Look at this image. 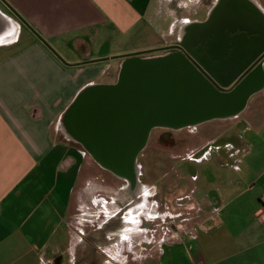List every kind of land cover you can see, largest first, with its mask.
<instances>
[{
  "label": "crops",
  "instance_id": "crops-1",
  "mask_svg": "<svg viewBox=\"0 0 264 264\" xmlns=\"http://www.w3.org/2000/svg\"><path fill=\"white\" fill-rule=\"evenodd\" d=\"M3 1L47 46L0 2L13 26L0 42V264H65L66 253L75 264L68 211L85 154L59 120L83 87L107 83L105 74L120 68L111 60L73 65L123 53L127 39L155 34V10L168 0ZM257 96L259 110L249 101L229 146L215 150L212 195H203L211 212L162 242L151 264H264V86ZM121 250L107 261L128 263Z\"/></svg>",
  "mask_w": 264,
  "mask_h": 264
},
{
  "label": "water",
  "instance_id": "water-1",
  "mask_svg": "<svg viewBox=\"0 0 264 264\" xmlns=\"http://www.w3.org/2000/svg\"><path fill=\"white\" fill-rule=\"evenodd\" d=\"M12 31L9 18L0 11V42ZM173 49L185 56L167 52L140 59ZM124 58H135L137 65L123 64L113 84L83 87L59 123L66 138L80 145L102 169L136 184V159L152 129L178 130L234 118L263 88L264 76L259 72L256 85L240 82L264 59V11L252 0H215L205 20L181 25L174 45L73 66Z\"/></svg>",
  "mask_w": 264,
  "mask_h": 264
},
{
  "label": "rangeland",
  "instance_id": "rangeland-1",
  "mask_svg": "<svg viewBox=\"0 0 264 264\" xmlns=\"http://www.w3.org/2000/svg\"><path fill=\"white\" fill-rule=\"evenodd\" d=\"M253 1L264 11V0ZM214 2L215 0H168L163 7L155 10V34L150 29L148 34H142L140 38L127 39L123 53L104 58L152 51L167 46L160 44L175 39L174 36L179 34L182 25L181 20H204ZM0 7L6 11L2 5ZM167 17H173L172 25ZM160 31L168 34L160 36ZM153 38H156L155 45L147 44V39L152 41ZM58 57L62 58L60 55ZM134 59H115L110 63L120 68ZM61 60L66 62L63 58ZM130 65L137 63L133 61ZM116 79L117 76L107 75L102 81L112 83ZM249 101H254L253 105L259 110L263 97H250L246 105ZM238 115L230 119L208 121L180 131L171 129L169 135L159 128L152 129L144 149L136 159L141 191L140 201L134 208H121L122 181L102 169L75 143L77 149L85 154L68 211L72 242L75 243V264H111L107 260L120 255L122 248L125 262L129 261L126 264H151L157 257L162 242L188 233L200 224L204 212H211V207L203 195H212L211 174L213 167L218 163L214 155L215 150L220 147L219 144L227 148L229 145L225 142L229 137L232 139L241 128L243 116L240 113ZM201 151L204 152L200 156ZM221 160L225 163L231 162L226 156H222ZM204 171L205 175L202 176ZM119 221L123 223L120 226ZM116 225L120 228L117 229ZM91 231V238L96 241L93 244L89 240L84 241L88 239L86 235ZM152 236L154 243H144ZM107 238L114 241L108 244ZM128 241L130 244L126 243ZM101 243L107 245L100 247ZM68 256L66 253L65 264H69ZM134 259H137V262L132 263L131 260Z\"/></svg>",
  "mask_w": 264,
  "mask_h": 264
},
{
  "label": "flooded vegetation",
  "instance_id": "flooded-vegetation-1",
  "mask_svg": "<svg viewBox=\"0 0 264 264\" xmlns=\"http://www.w3.org/2000/svg\"><path fill=\"white\" fill-rule=\"evenodd\" d=\"M253 1V0H252ZM254 2V1H253ZM255 3V2H254ZM256 4V3H255ZM258 5V4H257ZM213 6V5H212ZM211 6V7H212ZM259 6V5H258ZM205 20V19H204ZM203 21V20H202ZM177 42V40L176 41H174V42H172L171 44H168L167 46H170V45H174L175 43ZM167 52H175V53H178V54H181L182 56L184 55L185 56V53L184 52H182V51H179V50H177V49H173V50H169V51H164V52H156V53H153V54H147V55H143V56H140V59H144V58H149V57H152V56H155V55H161V54H165V53H167ZM264 59H263V61L259 64V65H257V66H255L254 67V69L251 71V73L249 74V75H247V76H245L242 80H241V82H240V84H242L244 81H247V83H250V82H252V85H256L257 84V82H255V79H256V75H257V72H259V74L260 75H262V76H264V73H263V71H264ZM121 68V67H120ZM119 72H120V70H119ZM119 72H118V75H119ZM256 73V74H255ZM255 74V75H254ZM107 75H111V73H110V71L109 72H107L106 74H105V76H107ZM118 75H117V79H118ZM254 76V77H253ZM249 77V78H248ZM249 79V81H248V79ZM117 79L113 82V83H115L116 81H117ZM113 83H103V84H113ZM239 84V85H240ZM249 100V99H248ZM247 100V101H248ZM189 128H192V127H186V128H182V129H178V130H175V131H180V130H183V129H189ZM159 129H161V130H164V132H167L166 134L167 135H169L170 134V132L169 131H171V129H164V128H159ZM202 152H204V151H201V154H200V156L201 155H203V153ZM200 159V158H199ZM192 160V159H191ZM107 171V170H106ZM120 181H122V186H121V194H122V199H123V201L122 202H120V206H121V208L122 209H124V208H128V207H132V208H134L137 204H138V202L140 201V191H141V184H140V180H138V182L136 183V184H134V185H132V186H130L125 180H122V179H119ZM167 193V192H166ZM165 196H167L168 197V195H165ZM113 204H114V202H112ZM118 203H119V201H118ZM120 222V221H119ZM109 224V223H108ZM107 224V225H108ZM121 224H123L122 223V221L120 222V223H118V225L120 226ZM106 225V224H105ZM116 227H118L117 225H116ZM120 227H118L117 229H119ZM100 231V230H99ZM99 231H96V232H99ZM103 231V229L101 228V232ZM148 232V231H147ZM92 233H93V231H91V233L89 232V233H87V235H86V237H88V239H86V240H84V241H88L89 240V242H91L92 244L93 243H96V241L94 242L93 241V239L91 238V235H92ZM107 239H109L108 240V244H111L114 240L112 239V238H107ZM126 243H128V244H130L129 243V241L128 242H126ZM144 243H146V244H148V245H151L152 243H154V238H153V236H152V238L151 239H148L147 240V242H144ZM105 244V245H104ZM104 244H100V247H104V246H106L107 244L106 243H104ZM131 248L130 249H132L133 248V244H131V246H130Z\"/></svg>",
  "mask_w": 264,
  "mask_h": 264
}]
</instances>
